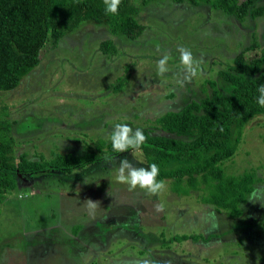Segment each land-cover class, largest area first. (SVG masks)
Instances as JSON below:
<instances>
[{
  "label": "rangeland",
  "instance_id": "1",
  "mask_svg": "<svg viewBox=\"0 0 264 264\" xmlns=\"http://www.w3.org/2000/svg\"><path fill=\"white\" fill-rule=\"evenodd\" d=\"M138 20L146 29L136 40L81 26L56 49L48 45L19 87L0 91V122L11 126L16 157L81 156L87 145L110 141L118 123L160 133L155 119L205 98L210 82L231 94L219 74L243 50L257 42L246 57L264 54V16L241 22L209 5L159 0ZM110 39L116 53L104 54L101 43ZM181 47L200 61L191 81H184ZM165 53L168 71L160 74ZM125 158L148 167L144 153L131 150L71 173L18 176L0 199V264H264V116L248 123L224 164L230 175L257 178L238 219L201 202V193L178 195L171 180L156 194L130 190L116 180Z\"/></svg>",
  "mask_w": 264,
  "mask_h": 264
},
{
  "label": "trees",
  "instance_id": "2",
  "mask_svg": "<svg viewBox=\"0 0 264 264\" xmlns=\"http://www.w3.org/2000/svg\"><path fill=\"white\" fill-rule=\"evenodd\" d=\"M157 1L121 0L116 14H106L104 0H0V91L19 87L40 65L48 45L56 49L63 38L86 24L106 26L117 37L138 39L146 29L138 15ZM171 1L209 5L241 22L264 16V7L257 5L260 0ZM257 46L253 43L235 57L229 69L220 71L231 94H224L216 82H210L211 92L205 98L155 119V129L160 133L154 128L142 130L147 140L139 149L148 167L158 165L157 182L171 180L172 190L180 196L201 193V202L234 219L243 216L242 206L254 192L257 180L253 172L235 176L224 168L235 156L248 123L264 116V107L256 102L257 89L264 84V54L246 57ZM101 50L116 53V45L111 39L105 40ZM15 144L11 126L0 122V199L17 187L20 175L51 170L71 173L127 153L114 152L110 141L100 140L94 148L87 145L81 156L53 152L50 159L44 155L31 159L27 153L16 157Z\"/></svg>",
  "mask_w": 264,
  "mask_h": 264
},
{
  "label": "clouds",
  "instance_id": "3",
  "mask_svg": "<svg viewBox=\"0 0 264 264\" xmlns=\"http://www.w3.org/2000/svg\"><path fill=\"white\" fill-rule=\"evenodd\" d=\"M121 0H104L106 14H116L118 12ZM180 63L184 66V81H191L197 75V70L200 61L194 59L190 50L186 48H179ZM169 60L167 53L163 58L157 62V71L164 74L168 71L166 67ZM259 96L257 103L264 107V84L260 85L257 89ZM109 139L111 142L112 150L118 153L128 152L129 149L139 150L144 145L147 137L141 129L133 130L130 126L124 123H118L112 129ZM160 169L157 164L153 163L149 167H135L127 159H122L119 162L118 174L116 180L122 184H128L130 190L140 187L146 189L151 194H156L165 188V182L160 180L157 182V176ZM90 209H94L98 202L87 200ZM162 206L157 207V211H162Z\"/></svg>",
  "mask_w": 264,
  "mask_h": 264
}]
</instances>
